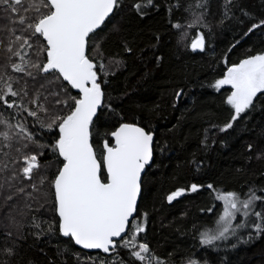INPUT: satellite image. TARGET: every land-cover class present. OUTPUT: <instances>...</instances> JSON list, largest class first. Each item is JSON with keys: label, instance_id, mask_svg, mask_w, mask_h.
I'll use <instances>...</instances> for the list:
<instances>
[{"label": "trees", "instance_id": "obj_1", "mask_svg": "<svg viewBox=\"0 0 264 264\" xmlns=\"http://www.w3.org/2000/svg\"><path fill=\"white\" fill-rule=\"evenodd\" d=\"M28 2L17 6L20 15L34 17V11L22 10ZM137 3L147 6L138 12ZM17 19L0 4V94L8 84L19 93L5 98L16 107L0 102L5 122L0 123V264H141L121 247L129 233L109 254L84 251L60 235L50 182L63 159L53 151L59 135L53 120L69 114L74 106L69 97L78 93L58 73L31 66L46 61L45 41L14 23ZM261 21L264 0H233L230 7L225 0H118L88 42L87 55L97 65L103 90V104L90 124L97 158L101 161L103 141L111 145L110 134L121 123L136 124L154 136L132 223L144 225L137 243H146L161 264H264V233L251 227L213 245L201 244V233L216 229L223 208L207 185L237 192L241 199L248 198L250 189L264 197V93L232 121L235 113L226 103L231 86L213 87L233 64L264 52V25L248 31ZM198 34L204 38L202 51L190 47ZM23 39L32 47H21ZM16 51L30 62L24 72L11 67L22 63ZM229 122L233 126L221 131ZM29 153L38 156L39 167L26 179L22 165ZM193 184L199 186L196 192ZM181 189L182 195L169 202L168 195ZM255 204V211H264V199ZM243 220L237 214L233 226Z\"/></svg>", "mask_w": 264, "mask_h": 264}, {"label": "snow or ice", "instance_id": "obj_2", "mask_svg": "<svg viewBox=\"0 0 264 264\" xmlns=\"http://www.w3.org/2000/svg\"><path fill=\"white\" fill-rule=\"evenodd\" d=\"M151 2L152 0H147V4ZM225 3L226 7H230L233 0H225ZM0 4L7 5L18 17L14 23L26 25L25 30H30L32 35L42 37L46 42L41 49L46 52V62L33 63L31 66L42 73H58L63 81L79 92L78 97H69L74 104L69 114L57 116L53 120L59 130V138L53 145V151L63 158L62 167L52 181L60 234L69 237L83 249H99L108 253L116 247L114 238H122V234L129 233L128 238L123 239L121 247L128 249L130 255L141 264H161L158 258L151 255L146 243H137V237L145 231V227L142 223H132L131 220L137 212L141 172L152 159L153 134L128 123L121 124L111 133L115 144L110 146L108 142L104 143L102 159L107 182H102L101 164L89 142V126L101 106L103 92L95 70L97 65L88 57L87 46L118 6V0H29L28 6L22 10L25 13L34 11V17L20 15L21 8L17 6H23L24 0H0ZM146 6L144 3L134 5L138 12ZM261 25H264V21L253 24L248 31L252 32ZM21 39V36L15 37L16 41ZM24 45L32 47L28 39H23L21 47ZM191 48L203 50L202 35L198 34L194 38ZM8 50L12 52L11 46ZM13 55L22 61L11 64L13 71L24 72V65L30 63L25 59L26 54L21 55L16 51ZM99 68L103 70V64ZM27 74L32 75L31 72ZM223 85L231 86L232 91L227 96L226 103L234 110L235 114L231 119L235 121L253 105L258 93H264V52L250 55L229 67L223 79L217 80L213 87L219 90ZM17 95L19 93L13 91L11 84H8L6 91L0 94V102H4L8 108L16 107L14 101L8 102L5 98ZM69 100L63 103L67 106ZM57 103L61 101L58 100ZM40 107L41 110H46L42 105ZM24 110L28 111L26 108ZM28 115L36 116V112L28 111ZM0 123L5 122L0 120ZM232 126L229 122L221 131ZM48 127L51 128L52 125ZM20 131H25L23 125H20ZM2 135L5 139L8 138L7 133ZM28 138L31 140V135ZM23 160L26 166L22 168V174L24 178L31 179L33 170L39 167L38 156L31 154ZM198 187L193 184L191 191L196 192ZM207 187L212 190L214 199L222 203L223 210L216 221V229L201 233L202 245L227 240L229 234L235 236L237 229L247 227H251L257 234L264 233V211L254 210L255 202L264 197L257 196L250 189L248 198L241 199L237 192L221 191L212 184ZM183 191L172 192L167 197L168 201L181 196ZM237 214L243 216L244 220L233 226ZM251 216L255 217L254 222L249 220ZM7 251L11 254L10 249Z\"/></svg>", "mask_w": 264, "mask_h": 264}, {"label": "water", "instance_id": "obj_3", "mask_svg": "<svg viewBox=\"0 0 264 264\" xmlns=\"http://www.w3.org/2000/svg\"><path fill=\"white\" fill-rule=\"evenodd\" d=\"M112 14V13H111ZM110 14V15H111ZM110 17V16H109ZM108 17V18H109ZM107 18V19H108ZM106 19V20H107ZM43 39V38H42ZM193 42V41H192ZM45 44H46V42H45ZM192 44V43H191ZM191 47V46H190ZM192 49V48H191ZM204 49V48H203ZM193 50V49H192ZM194 51H202V50H200V49H196V50H194ZM46 62V61H45ZM94 63V62H93ZM95 64V63H94ZM62 80H63V78L62 77H60ZM66 84H68L66 81H64ZM70 86V85H69ZM71 87V86H70ZM72 89V88H71ZM101 89H102V87H101ZM74 92H76V93H78V95H79V92H78V90L77 89H72ZM102 92H103V90H102ZM102 104H103V97H102V102H101V106H102ZM100 106V107H101ZM100 107L97 109V111L100 109ZM121 124H124V123H121ZM120 124V125H121ZM128 124H133V123H128ZM120 125H118L116 128H115V130L120 126ZM133 125H135V126H138V125H136V124H133ZM138 127H140V126H138ZM114 130V131H115ZM89 131H90V126H89ZM58 133H59V130H58ZM153 134V133H152ZM154 137V136H153ZM58 138H59V135H58ZM110 138H111V140H112V144L111 145H114L115 144V140H114V138L111 136V134H110ZM89 142H90V137H89ZM106 141H103V143H102V146H103V153H102V159H103V155H104V143H105ZM90 144H91V142H90ZM92 145V144H91ZM110 145V146H111ZM152 146H153V144H152ZM93 147V146H92ZM94 150V149H93ZM95 152V151H94ZM58 153V152H57ZM59 155V154H58ZM97 157V156H96ZM61 159H63L62 157H60ZM102 159H101V161L97 158V161H98V163H102ZM152 160V159H151ZM151 160H150V162H149V164L151 163ZM148 164V165H149ZM148 165H146L145 166V169H146V167L148 166ZM62 167V165L60 166V168ZM103 168V167H102ZM145 169L141 172V179H142V175H143V173H144V171H145ZM103 171H104V173H105V176H106V181L105 182H107V172H106V169H103ZM101 173V172H100ZM57 174H58V172H57ZM56 174V175H57ZM55 179V178H54ZM102 182H104V181H102ZM140 186H141V181H140ZM141 191V190H140ZM53 194H54V188H53ZM139 196H140V193L138 194V199H139ZM55 198V197H54ZM138 199H137V203H138ZM55 214H56V212H55ZM134 215H135V213H134ZM134 215H133V217H134ZM56 217H57V220L59 221V217H58V215L56 214ZM133 217L131 218V220L133 219ZM58 230H59V228H58ZM60 233V232H59ZM61 235V234H60ZM125 234H122V237L124 236ZM62 237H64L63 235H61ZM115 240H116V242L117 241H119L121 238H114ZM73 242V241H72ZM73 244L75 245V243L73 242ZM77 248H79V249H82V250H84V251H87V252H100V253H103V254H109L110 253V251L108 252V253H105V252H103L102 250H99V249H83L81 246H78V245H75Z\"/></svg>", "mask_w": 264, "mask_h": 264}, {"label": "rangeland", "instance_id": "obj_4", "mask_svg": "<svg viewBox=\"0 0 264 264\" xmlns=\"http://www.w3.org/2000/svg\"><path fill=\"white\" fill-rule=\"evenodd\" d=\"M226 73H227V71H226ZM222 79H223V78H222ZM229 86H230V85H229ZM28 155H31V154L29 153ZM28 155H27V156H28ZM24 166H25V164H24V165H22V167H24ZM52 181H53V180H52ZM52 181L50 182V184H51V187H52ZM221 204H222V203H221ZM222 207H223V205H222ZM222 210H223V208H222ZM222 210H221V211H222ZM221 213H222V212H221Z\"/></svg>", "mask_w": 264, "mask_h": 264}, {"label": "flooded vegetation", "instance_id": "obj_5", "mask_svg": "<svg viewBox=\"0 0 264 264\" xmlns=\"http://www.w3.org/2000/svg\"><path fill=\"white\" fill-rule=\"evenodd\" d=\"M105 182V181H104Z\"/></svg>", "mask_w": 264, "mask_h": 264}]
</instances>
